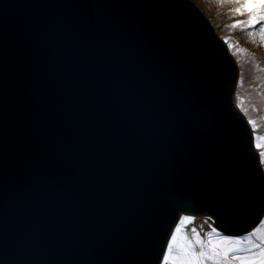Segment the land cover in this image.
Masks as SVG:
<instances>
[{
    "label": "water",
    "instance_id": "95a60500",
    "mask_svg": "<svg viewBox=\"0 0 264 264\" xmlns=\"http://www.w3.org/2000/svg\"><path fill=\"white\" fill-rule=\"evenodd\" d=\"M80 6L70 15L61 35L56 33L44 39L45 54L40 53L39 59H43L44 67L48 66L46 58L51 50L58 57L55 62L60 64L65 58L59 51L63 46L71 48L76 42L91 41L94 47L87 44L86 55L80 56V49L77 50L83 64L82 75L94 78L95 87L106 96L115 89L110 98L130 104V110L123 115L128 118L136 113L139 121L134 119V125L139 129L124 142L123 129L118 127L97 143L110 144L105 155L98 158L89 155L94 183L114 182V192L108 193L107 198L103 197L107 190L104 182L101 186L104 189L97 192L93 191L94 183L84 186L92 199L83 205L95 203L98 194L104 199L96 218L99 221L107 218L105 228L89 229L77 237L79 240H68L70 247L57 244L78 264H157L179 210L208 212L217 227L228 233L249 230L264 210V174L248 125L231 101L235 65L206 18L198 10L193 11L187 0H84ZM171 15L173 19L167 20ZM27 38L33 41L26 45V51L36 48L38 42L45 43L37 35L28 34ZM90 49L98 70H94L93 61L90 66L84 62L92 60L88 56ZM104 62L117 69L105 68L101 64ZM104 74L107 76L102 77ZM5 87L6 83L0 79V99L7 96ZM23 92L27 93V89ZM38 92L25 98L18 95L21 101L17 104L25 108L21 110L25 114H20L19 107L16 109L18 126L26 127L42 112L41 109L36 112L42 103L34 99ZM29 100L31 103H27ZM90 103L92 98L78 105ZM186 107L188 111L194 108V112H185ZM145 109L154 112L152 125L162 120L163 114H174V120L169 122L173 126L176 117H183L181 112H185L191 135L185 136L187 141L173 135L160 141L157 128L145 131V123L150 121L140 116L147 112ZM124 117L121 114L114 120ZM16 139L0 146L7 152L11 148L16 154L28 148L27 141L20 145ZM9 158L14 159L8 155L0 158V172L12 167L13 164L6 163ZM20 161L16 158V169L11 170L17 177ZM48 171L45 167L36 172L35 179L43 186L49 180ZM80 213L79 209L75 212L65 209L64 221L77 220ZM207 222H213L209 215H205L204 223ZM33 256L29 252L22 263L26 264Z\"/></svg>",
    "mask_w": 264,
    "mask_h": 264
},
{
    "label": "snow or ice",
    "instance_id": "6c2138e0",
    "mask_svg": "<svg viewBox=\"0 0 264 264\" xmlns=\"http://www.w3.org/2000/svg\"><path fill=\"white\" fill-rule=\"evenodd\" d=\"M240 7L236 11L248 13L249 25L264 22V0H239ZM241 23V21H234ZM257 147H264L257 144ZM264 157V153H262ZM193 217H181L182 221L192 220ZM264 223V222H262ZM181 225L177 224L176 231L168 242L164 261L171 264H264V228H253L244 235H225L219 229L213 228L204 240L195 229L194 238L185 233L179 241ZM259 233L258 236L255 234ZM255 237V238H254ZM178 244L176 249L173 244ZM199 246V250H197Z\"/></svg>",
    "mask_w": 264,
    "mask_h": 264
},
{
    "label": "rangeland",
    "instance_id": "374dc122",
    "mask_svg": "<svg viewBox=\"0 0 264 264\" xmlns=\"http://www.w3.org/2000/svg\"><path fill=\"white\" fill-rule=\"evenodd\" d=\"M192 1L206 14L211 24L226 42L241 69L235 98L237 105L252 126L254 145L264 167V157H262L264 147H257V144L264 146V70L256 71L255 73L251 72V64L254 62L260 63L261 60L259 57L249 54L248 51L250 50L247 49L239 37H236L235 30L233 29L234 21L238 20L241 16H244L242 23L251 26L248 24V13L246 11H236L240 7L239 0H233L226 13L216 8L212 0ZM262 228H264V225Z\"/></svg>",
    "mask_w": 264,
    "mask_h": 264
},
{
    "label": "bare ground",
    "instance_id": "6f19581e",
    "mask_svg": "<svg viewBox=\"0 0 264 264\" xmlns=\"http://www.w3.org/2000/svg\"><path fill=\"white\" fill-rule=\"evenodd\" d=\"M212 2L216 8L226 13V11L229 10L230 8L229 5L233 2V0H212ZM243 18L244 16H241L238 20H236V21H241V23L239 24L234 23L233 29L235 30L236 37H239L242 40L243 44L246 45L247 49L250 50L248 51L249 54L251 56L255 55L256 57L260 58L261 60L260 63L254 62L250 66L251 72L255 73L256 71L264 70V22H260L256 25L248 26L247 24L242 23ZM184 216H190L193 217L194 219L182 221L181 217ZM204 222H205V214L195 215V214L180 213L179 218L176 221L165 243L159 264H165V263L171 264V261L165 262L163 257H164V253L167 251L168 242L169 240H171L173 233L176 231L177 224L181 225L180 233L177 234V240L179 241L180 239H182L185 233L188 235L189 238H194L193 229H195L196 232H198L201 237L208 238L207 235L208 232L215 227L213 225V222H207L206 224ZM262 222H264V218L255 228H262L264 224ZM255 235L258 236L259 233H256ZM177 247L178 244L174 243L173 248L176 249ZM197 250H199V246H197Z\"/></svg>",
    "mask_w": 264,
    "mask_h": 264
}]
</instances>
